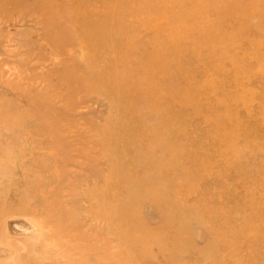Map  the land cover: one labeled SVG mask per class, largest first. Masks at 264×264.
Returning a JSON list of instances; mask_svg holds the SVG:
<instances>
[{
	"label": "rangeland",
	"instance_id": "obj_1",
	"mask_svg": "<svg viewBox=\"0 0 264 264\" xmlns=\"http://www.w3.org/2000/svg\"><path fill=\"white\" fill-rule=\"evenodd\" d=\"M0 264H264V0H0Z\"/></svg>",
	"mask_w": 264,
	"mask_h": 264
},
{
	"label": "bare ground",
	"instance_id": "obj_2",
	"mask_svg": "<svg viewBox=\"0 0 264 264\" xmlns=\"http://www.w3.org/2000/svg\"><path fill=\"white\" fill-rule=\"evenodd\" d=\"M104 262V261H103Z\"/></svg>",
	"mask_w": 264,
	"mask_h": 264
}]
</instances>
